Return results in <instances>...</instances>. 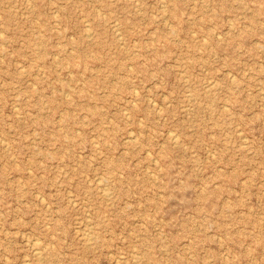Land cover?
<instances>
[{
    "label": "rangeland",
    "instance_id": "rangeland-1",
    "mask_svg": "<svg viewBox=\"0 0 264 264\" xmlns=\"http://www.w3.org/2000/svg\"><path fill=\"white\" fill-rule=\"evenodd\" d=\"M0 264H264V0H0Z\"/></svg>",
    "mask_w": 264,
    "mask_h": 264
},
{
    "label": "bare ground",
    "instance_id": "bare-ground-1",
    "mask_svg": "<svg viewBox=\"0 0 264 264\" xmlns=\"http://www.w3.org/2000/svg\"><path fill=\"white\" fill-rule=\"evenodd\" d=\"M195 1V0H194ZM209 2V1H208ZM161 5H164V4H162V3H160ZM161 7H163V6H161ZM164 8V7H163ZM104 13V12H103ZM165 19H166V17H165ZM38 20V19H37ZM89 22V21H88ZM231 22H233V20L231 21ZM172 23V22H171ZM88 25V24H87ZM231 25V24H230ZM116 26V25H115ZM88 27H89V25H88ZM118 27V26H117ZM90 29V28H89ZM118 31H117V33L119 32V28L117 29ZM196 32V31H195ZM89 34V33H88ZM88 36V35H87ZM121 36V35H120ZM3 37V36H2ZM122 37V36H121ZM120 38V37H119ZM204 39H205V37H204ZM91 40V39H90ZM182 71V70H181ZM183 73V72H182ZM186 79H188V77L186 78ZM214 83V82H213ZM206 84V83H205ZM188 86V85H187ZM186 86V87H187ZM190 87V86H189ZM208 88V87H207ZM225 105V104H224ZM227 107H228V105H227ZM172 135V134H171ZM176 135V134H175ZM178 135V134H177ZM176 137V136H175ZM130 139V138H129ZM132 140L134 139L135 140V138H131ZM130 139V140H131ZM137 139V138H136ZM176 139V138H175ZM175 144V143H174ZM162 174V173H161ZM99 180H101L100 178H99ZM99 183H100V181H99ZM107 186V185H106ZM107 189H108V187H106ZM104 189V188H103ZM108 193V192H107ZM109 196L111 195V194H108ZM107 196V195H106ZM93 220V219H92ZM92 225V224H91ZM91 225H90V228H91ZM86 227V226H85ZM87 233H88V231H87ZM86 235V234H85ZM89 235H91V234H89ZM80 236V235H79ZM90 237V236H89ZM92 237V236H91ZM95 238V237H94ZM91 239V238H90ZM93 239V238H92ZM92 241V240H91ZM38 243V242H37ZM33 246V245H32ZM37 249V248H36ZM39 250V249H38ZM41 250V249H40ZM39 250V251H40ZM42 251V250H41ZM37 252V251H36ZM35 253V252H34ZM39 253V252H38ZM40 258H41V256H40ZM44 258V257H43ZM41 260V259H40ZM42 262V261H41Z\"/></svg>",
    "mask_w": 264,
    "mask_h": 264
}]
</instances>
